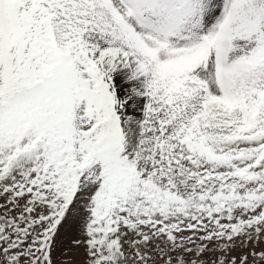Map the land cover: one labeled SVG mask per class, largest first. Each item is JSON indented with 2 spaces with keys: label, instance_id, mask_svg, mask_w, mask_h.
<instances>
[{
  "label": "snow or ice",
  "instance_id": "1",
  "mask_svg": "<svg viewBox=\"0 0 264 264\" xmlns=\"http://www.w3.org/2000/svg\"><path fill=\"white\" fill-rule=\"evenodd\" d=\"M264 264V0H0V264Z\"/></svg>",
  "mask_w": 264,
  "mask_h": 264
},
{
  "label": "rangeland",
  "instance_id": "2",
  "mask_svg": "<svg viewBox=\"0 0 264 264\" xmlns=\"http://www.w3.org/2000/svg\"><path fill=\"white\" fill-rule=\"evenodd\" d=\"M79 230L70 217L69 222L61 229L57 237L53 252L56 264H81L83 260V247L76 248L72 241L78 238Z\"/></svg>",
  "mask_w": 264,
  "mask_h": 264
}]
</instances>
